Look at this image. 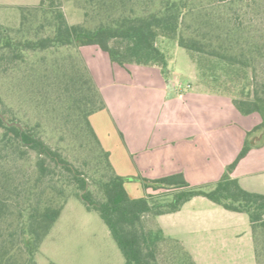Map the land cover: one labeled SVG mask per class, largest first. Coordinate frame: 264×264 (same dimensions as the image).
I'll return each mask as SVG.
<instances>
[{"label": "trees", "instance_id": "obj_1", "mask_svg": "<svg viewBox=\"0 0 264 264\" xmlns=\"http://www.w3.org/2000/svg\"><path fill=\"white\" fill-rule=\"evenodd\" d=\"M60 1L40 0L36 6L21 7L22 11L34 8L37 13L42 12L49 19L52 35L18 40L10 36L8 28H2L0 68L6 60L9 63L22 60L24 51L36 52L55 46H73L78 49L97 46L108 53L113 63L121 66L158 65L166 73L168 57L157 45L158 37H166L177 39L179 45L190 52L198 66L202 82H206L216 92H228L232 96L228 83L218 81L222 74L217 69L231 75L234 72L241 74L244 70L248 72L251 68L256 74V63L264 59V34L254 22L237 19L233 15L235 13H231L236 12L238 7H244L245 4L240 5L244 0H215L211 3L197 0H136L138 6L129 9L125 6L127 0H97L90 5L95 14L93 25L88 24L89 19L70 23L64 11L58 8ZM251 1L246 6L252 7L254 4L251 8L253 12L258 13L259 7H264V0ZM117 3H120L119 7ZM82 69L84 73L81 75L86 77L80 78V83H74L75 90L82 91L87 85L86 88L93 90L98 97V101H93L91 107L84 111V118L87 132L98 146L105 162V172L98 176L99 169H96L93 175L100 196L91 189L88 176L62 152L53 148L35 128L22 124L0 110V140L12 156L20 153L23 155L25 150H32L37 156V176L32 184L27 180L20 187L27 202L19 210L17 217L19 234L29 260L61 214L65 203L56 205L58 199H64V202L67 200L65 187H57L53 197L45 192L48 187L55 188L54 183H51L52 178L57 169H61L77 185L79 191L76 196L86 203L88 209L99 211L123 253L124 264H161L159 248L166 241L180 245L193 263L197 264L180 240L168 236L160 226L148 227L146 223L149 216L156 218L180 210L195 196H204L227 210L248 214L256 264H261L257 246L259 241L264 244V194L245 189L232 176L236 166L252 149L253 139L248 137L222 178L209 189L192 186L183 173H176L157 179L142 178L145 195L132 196L126 187L129 177L116 172L110 152L102 145L92 124L91 116L105 109L106 104L87 66L83 64ZM221 84L228 87L223 88ZM248 90L246 94L243 91L240 97L232 98L242 114L256 112L262 117V122L249 132V136L253 131L264 127V81L256 80ZM48 177L51 178L49 182ZM150 188L164 189L166 192L153 193L149 192ZM33 196L35 200L31 201ZM10 214L7 200L1 194L0 221ZM10 259L7 249L0 251V264H12Z\"/></svg>", "mask_w": 264, "mask_h": 264}, {"label": "rangeland", "instance_id": "obj_2", "mask_svg": "<svg viewBox=\"0 0 264 264\" xmlns=\"http://www.w3.org/2000/svg\"><path fill=\"white\" fill-rule=\"evenodd\" d=\"M96 1L61 0L58 8L64 11L70 23L89 19L88 24L93 25L92 19L95 14L90 5ZM197 1L211 3L215 0ZM248 1L251 0H244L240 5L246 6ZM39 2L40 0H0V31L2 28H8L10 36L18 40L52 35L49 19L42 12L37 13L34 8L23 11L21 9L22 6L38 5ZM126 2L127 9L138 6L136 0ZM117 4L119 7L120 3ZM245 6L238 7L236 12L231 13H235L233 15L237 19L254 22L264 34L262 28L264 7H259L260 10L256 13L253 12L252 7ZM157 45L168 57V68L176 74L174 80L182 83L186 88L192 81L191 72L198 69L190 52L181 47L177 39L158 37ZM95 47L78 49L73 46H55L36 52L24 51L23 59L15 63L4 61V65L0 68V110L5 111L11 118L21 121L22 124L35 128L53 148L62 152L88 176L91 189L100 196L93 175L96 169L97 171L99 169L98 176L101 172H105V162L98 146L87 132L84 118V111L91 107L93 101H98V97L93 90L86 88L87 85L82 91H76L74 88V83H80V78L86 77L81 75L84 73L83 64L91 72L97 87L94 76L104 78L106 71L104 62L109 59V55L98 48V51L94 52ZM256 68V74L250 68L248 72L244 70L245 72L241 71V74L234 72L231 75L219 68L217 72L222 75L221 80L218 81L227 82L230 87L225 86L230 88L232 96L240 97L243 91V94L249 91L248 88L256 80L264 81V59L258 60ZM202 84L212 89L206 82ZM221 85L226 88L224 84ZM257 131L259 137L255 136V140H264V132L263 136H260L264 127ZM36 159V153L32 150H25L23 155L20 153L18 156H12L0 140V196L4 195L11 212L8 218L0 221V251L7 249L10 252V263L124 264L123 253L99 211L88 209L86 203L76 196L79 191L77 185L72 183L69 174L61 169H57V173L52 178L51 183H54L55 188L48 187L45 192L53 197L57 187H65L67 200L64 202V199L60 201L58 199L56 205L65 203L61 214L29 260L22 236L19 234L17 217L19 210L23 209L27 202L20 187L27 180L33 183V179L37 176ZM142 178L146 177L139 173L129 177L127 189L132 196L145 195ZM216 183L200 185L191 183V185L209 189ZM149 191L158 194L166 192L164 189L152 188ZM30 200L34 201V196ZM215 208L225 211L221 206L200 196L189 202L181 212L156 218L169 231L173 230L176 234L179 232L180 236H184L185 240L201 253L199 256L206 258L199 260L200 264H256L251 228L246 213L237 214L242 217L238 218L241 220L237 224L232 223L225 227H187L192 214L208 215L213 213L212 210ZM24 213L27 214V211ZM235 219L237 218L229 220ZM154 221V218L149 216L146 219L147 226H156ZM257 249L261 256V264H264V244L261 241ZM159 259L161 264H194L184 249L173 241L161 244Z\"/></svg>", "mask_w": 264, "mask_h": 264}, {"label": "crops", "instance_id": "obj_3", "mask_svg": "<svg viewBox=\"0 0 264 264\" xmlns=\"http://www.w3.org/2000/svg\"><path fill=\"white\" fill-rule=\"evenodd\" d=\"M104 65V78L94 77L106 108L94 113L91 120L118 174L132 177L139 173L157 179L183 173L190 184L216 183L249 137L253 147L232 176L245 189L264 194V140H255L258 131L248 136L262 122L259 113L242 114L232 96L204 87L198 69L191 72V86L178 89L176 74L168 67L164 73L158 65L121 66L110 57ZM196 197L200 196L187 201L180 210L157 217L181 212ZM222 208L225 211L215 208L208 215L192 214L187 227H225L241 220L237 214L243 212ZM233 218L237 219L229 220ZM154 220L168 236L184 244L197 264L206 259L179 232L169 231L157 218ZM249 224L251 228L250 220ZM251 240L254 248L252 228Z\"/></svg>", "mask_w": 264, "mask_h": 264}, {"label": "built area", "instance_id": "obj_4", "mask_svg": "<svg viewBox=\"0 0 264 264\" xmlns=\"http://www.w3.org/2000/svg\"><path fill=\"white\" fill-rule=\"evenodd\" d=\"M191 85L190 84H188L187 85V88H189ZM176 87L178 88V89H183L184 87H183V85H182V83H180V82H176Z\"/></svg>", "mask_w": 264, "mask_h": 264}]
</instances>
